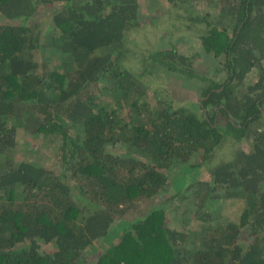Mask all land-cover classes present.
Here are the masks:
<instances>
[{
    "label": "trees",
    "instance_id": "obj_1",
    "mask_svg": "<svg viewBox=\"0 0 264 264\" xmlns=\"http://www.w3.org/2000/svg\"><path fill=\"white\" fill-rule=\"evenodd\" d=\"M168 1L206 26L202 49L223 57L222 79L198 73L196 57L175 46L142 51L136 71L129 38L150 22L139 0H0V264H264V129L252 125L264 116V0ZM202 1L218 20L194 16ZM39 48L64 55L63 68L36 60ZM158 70L207 82L200 114L145 100L144 77ZM103 79L114 81L112 106L91 89ZM21 129L59 136L56 163L23 153ZM245 139L250 150L213 162ZM177 197L189 199L183 221L196 230L170 226ZM233 198L245 201L239 223L218 210Z\"/></svg>",
    "mask_w": 264,
    "mask_h": 264
},
{
    "label": "rangeland",
    "instance_id": "obj_2",
    "mask_svg": "<svg viewBox=\"0 0 264 264\" xmlns=\"http://www.w3.org/2000/svg\"><path fill=\"white\" fill-rule=\"evenodd\" d=\"M141 3V22L146 19L149 20V24L144 22L143 29L134 31L129 38V42L132 46V52L138 53L139 56H133L130 65L137 71L141 68V52L144 51L148 54L149 51H157L162 49H170L175 46L181 54L185 56L196 57L194 62V68L198 73L210 76L211 78L222 79L224 73H217V68L223 66V57L215 58L210 55H206L203 52L201 45V34L206 31V26L201 25L198 22L195 23L187 16V11L183 4L178 3L175 5L168 0H139ZM194 16H205L208 14L209 20L214 21L219 19L218 10L214 5L205 3L204 1L195 5ZM44 21L41 24L42 34L48 36L50 40L55 31L51 25V15L49 10H42ZM153 17V19H152ZM152 21H154L152 23ZM200 28L199 31L195 29ZM202 32V33H201ZM47 40V39H46ZM36 60H48L51 66L63 68L64 55L55 51L52 48L36 49L34 51ZM155 75H146L145 81L149 85L148 96H145V100H150L149 96H153L152 104L170 103L174 106H185L195 109L200 114L202 90L207 85V82H203L199 79H187L179 73L167 72L165 70H158ZM256 71H250L247 75V82H253L257 78ZM114 81L108 79L101 80L97 85L92 86L93 92L102 97L103 102H107L109 106H112V97H116V94H109L108 88H112ZM118 92V91H116ZM106 98V100H105ZM142 102V100L139 102ZM124 103V102H123ZM118 108V107H117ZM123 112H128V120L131 117L137 118L139 113L138 109L131 108L130 106H124ZM132 112V113H131ZM264 114V111H263ZM130 116V117H129ZM131 121V120H130ZM253 128L261 127L264 129V116L253 122ZM18 147L23 153H26L29 157H37L41 162H49L51 164L56 163V153L58 151L60 137L59 136H41L32 137L28 135L24 130H20L18 133ZM118 148H125L126 145L118 144ZM242 148L244 150L251 149V143L248 139L241 142L232 143L226 142L214 152L213 162L229 160L236 149ZM33 150V151H31ZM116 152V151H113ZM203 151L195 155L191 159L192 163H198L202 159ZM174 172L175 169L173 168ZM207 177V176H206ZM205 177V178H206ZM196 189V187L194 188ZM191 196L195 195L194 192L189 193ZM189 195V196H190ZM190 196V198H192ZM187 200H181V197H177L174 201L169 202L166 205L168 211L169 224L171 227H177L180 230L189 228L190 230H196L197 221L192 219L188 224L184 223V216L187 210ZM245 209L244 199H224L219 203L218 210L220 215L224 219V222H240V217ZM137 211L129 210L126 216H134ZM53 251L49 245L44 246L42 244L41 252Z\"/></svg>",
    "mask_w": 264,
    "mask_h": 264
}]
</instances>
